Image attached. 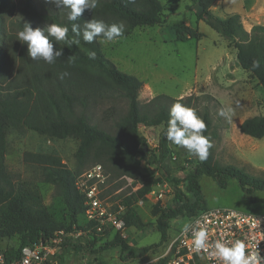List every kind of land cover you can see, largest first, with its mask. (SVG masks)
Segmentation results:
<instances>
[{
  "label": "trees",
  "instance_id": "16d2710c",
  "mask_svg": "<svg viewBox=\"0 0 264 264\" xmlns=\"http://www.w3.org/2000/svg\"><path fill=\"white\" fill-rule=\"evenodd\" d=\"M192 8L200 5L204 11L196 13L198 21H204L228 42V47L236 52L239 67L249 73L264 92V27L255 26L248 33L242 18L234 13L224 18L217 16L212 7L217 0H190ZM9 0H0V21L7 11ZM29 11L42 21L67 25L69 34L67 42L54 43L55 49H63V55L53 64L31 60L27 52L26 73L21 79L5 80V71L0 69V244L4 239L18 238V245L7 248L3 254L5 262L10 263L19 258L25 246L48 240L62 229L70 230L78 224V219L85 212L84 197L76 189V177L95 162L101 163L113 176H130L144 181V187L136 194L125 199L124 216L127 228L142 230L147 228L135 210L134 204L145 199L152 189L164 181L173 183L175 193L172 206L163 208L160 204L153 206L156 230L160 235V244L144 249L140 255L131 253L128 257L138 258L150 252H156L169 239L170 222L179 218L190 219L209 209L200 179L202 176L212 178L221 189L228 187L230 180H236L248 203H255L257 192H264V179L244 174L231 167L222 166L214 160L213 146L209 149L206 161L197 163L181 180L171 178L168 160L173 152L165 138L168 112L171 105L179 99L157 96L142 105L139 95L143 83L132 75L121 72L116 65L106 58L100 40L85 43L82 35L72 33L73 23L83 25L91 19L103 20L107 24L123 22L124 35L128 37L138 27H155L163 25L164 6L160 0H103L93 11H86L81 20L69 22L61 10L54 7L38 10L30 0L26 2ZM55 6V5H53ZM24 24H20L23 29ZM32 26V25H31ZM33 29L43 27L33 25ZM204 35L197 28L182 26L173 31L172 39L186 42L200 40ZM6 41L0 24V48ZM28 51V50H27ZM95 53V59L90 55ZM3 57L0 51V59ZM73 59L69 62V58ZM254 60L260 61V68H251ZM68 73L63 79L61 74ZM5 83V85H3ZM121 98L127 102V113L115 121L114 133L101 128L93 122L90 109L99 100ZM192 108L193 97L179 100ZM206 124L204 135L210 139L212 120L208 113L197 112ZM159 131L156 138L158 149L152 150L146 138L139 132L140 127ZM27 128L37 134L51 139L73 138L79 142L76 168L73 172L60 158L51 154L25 155V160L42 169L44 181L55 187L62 198L70 223L65 225L57 221L49 212L40 193L26 186L15 187L7 171V137L11 131ZM241 134L255 140L264 138V115L244 120L240 125ZM145 156L152 171L143 175L137 166V157ZM163 169V170H162ZM166 171L158 174V171ZM180 186V187H179ZM183 187V188H182ZM248 212V211H247ZM261 213V212H256ZM67 241L62 249L79 251L97 247L99 239L93 241ZM120 248L130 250V245L118 234L110 242L101 245L100 250ZM135 256V257H133Z\"/></svg>",
  "mask_w": 264,
  "mask_h": 264
},
{
  "label": "rangeland",
  "instance_id": "374dc122",
  "mask_svg": "<svg viewBox=\"0 0 264 264\" xmlns=\"http://www.w3.org/2000/svg\"><path fill=\"white\" fill-rule=\"evenodd\" d=\"M7 11L3 12L0 21L1 31L6 41L1 45L3 55L0 69L5 71V80L21 79L26 73L27 45L17 40L22 30L20 24L45 27L49 22L36 18L29 11L28 0H9ZM38 10H49L56 6L44 0H30ZM103 1V0H99ZM164 6L163 25L155 27H138L128 37L119 38L114 42L101 41V47L107 59L112 61L123 73L138 78L143 87L139 95L142 105L149 103L157 96L172 99L193 97L192 108L197 112L208 113L212 120L210 139L214 149V160L222 166H231L246 175L264 179V138L252 139L241 134V123L255 116L264 115V92L257 81L243 71L236 60L235 51L228 47V42L204 21H198L196 10L191 9L190 0H160ZM254 0H230L227 6H217L213 11L224 18L228 11L240 9ZM57 8V7H56ZM242 10V9H241ZM230 15V14H228ZM182 26L197 28L204 35L200 40L191 39L186 42L173 40V31ZM5 85V83L3 84ZM6 86V85H5ZM7 87V86H6ZM231 106V121L219 115L221 108ZM127 102L121 98L99 100L90 111L93 122L101 128L114 133V123L127 113ZM153 138L159 131L149 130ZM139 132L146 136L142 127ZM79 142L73 138L51 139L36 132L22 128L11 131L7 137L6 166L16 188L26 186L37 190L53 217L65 225L70 219L66 206L55 187L44 181L42 169L25 160V155L51 154L57 156L73 172L76 168V152ZM169 149L176 158L168 160L170 176L183 179L188 171H192L201 161L190 157L183 149H177L168 143ZM137 166L143 175L149 174L145 156L137 157ZM163 170V169H162ZM110 175L105 194L116 199L115 190L122 187L121 177ZM166 171H158V174ZM166 175V174H165ZM144 182V181H143ZM167 182V181H166ZM172 189L170 200L155 201L152 199L142 206L134 204L135 210L147 228L138 230L129 228L127 238L123 239L130 245V250L122 252L120 248L100 250L102 241L95 247L96 252L89 249L76 251L69 249L64 253L68 264H133L135 256L146 249L160 244V235L156 230L153 206L160 204L163 208L172 206L175 186L168 182ZM202 191L209 208L230 207L248 212L264 213V192H257L255 203H248L236 180H230L226 189H221L216 182L207 176L200 179ZM180 187V186H179ZM183 188V187H182ZM85 222L83 216L78 224ZM188 222L179 218L170 222L169 236H175ZM81 241V240H79ZM18 245V238L4 239L0 250ZM133 256V257H135Z\"/></svg>",
  "mask_w": 264,
  "mask_h": 264
},
{
  "label": "built area",
  "instance_id": "2783aa9c",
  "mask_svg": "<svg viewBox=\"0 0 264 264\" xmlns=\"http://www.w3.org/2000/svg\"><path fill=\"white\" fill-rule=\"evenodd\" d=\"M147 135L146 143L152 150L158 149L156 138L143 127ZM176 158L174 157V160ZM110 175L105 167L95 162L76 177V189L84 197L85 222L73 225L70 230L62 229L48 240L25 246L19 258L6 263L3 254H0V264H68L62 252L67 241L77 242L80 239L102 241L114 239L118 234L122 239L127 238L124 219L126 213L125 199L136 194L144 187L142 180L124 175L120 178L122 187L115 190L116 199L105 194ZM172 189L168 182L157 184L152 191L140 199L137 204L142 206L154 199L155 201L170 200ZM203 218V225L209 233V243L224 239L235 242L242 240L248 246L247 251H259L264 257V213L247 212L237 208L217 207L209 208L199 215L188 219L193 221ZM182 228L175 236H169L167 242L156 252L147 253L136 259L133 264H217L207 253H196L190 243V233L181 236ZM211 251V249L209 250ZM264 264V261H262Z\"/></svg>",
  "mask_w": 264,
  "mask_h": 264
},
{
  "label": "clouds",
  "instance_id": "9594fccd",
  "mask_svg": "<svg viewBox=\"0 0 264 264\" xmlns=\"http://www.w3.org/2000/svg\"><path fill=\"white\" fill-rule=\"evenodd\" d=\"M44 2L54 4L66 15L69 22L81 20L86 11H93L99 4V0H44ZM71 31L77 37L82 35L85 43L98 40L114 42L124 35L125 25L122 21L107 24L103 20L93 18L84 21L82 27L78 23H73ZM68 34L67 25L50 23L43 29H33L30 24H24L23 29L17 34V40L27 45V55L31 60L53 64L63 55V49H55L54 43L67 42ZM72 59L73 57H70L68 61ZM90 59H95L94 52ZM251 68L259 69L260 61L254 60ZM67 75L68 73L61 74L60 79ZM182 99L183 96L179 98ZM179 100L169 109L165 138L170 145L185 150L190 157H196L201 162L206 161L212 146L209 138L204 135L206 124L195 109L185 106ZM219 115L231 121L232 107L221 108ZM203 222V218L185 222L180 233L181 236L190 233V243L196 253H207L217 264H262L264 257H261L260 252H246L248 246L242 240L232 242L217 239L209 243V233L207 228L202 226Z\"/></svg>",
  "mask_w": 264,
  "mask_h": 264
},
{
  "label": "crops",
  "instance_id": "0c3cea01",
  "mask_svg": "<svg viewBox=\"0 0 264 264\" xmlns=\"http://www.w3.org/2000/svg\"><path fill=\"white\" fill-rule=\"evenodd\" d=\"M229 1L230 0H217L212 7V11H216L218 5L227 6ZM234 13L241 16L244 29L248 33H250L255 26L264 27V0H254L240 9L236 8L233 11H228L227 15ZM234 54L236 55V52Z\"/></svg>",
  "mask_w": 264,
  "mask_h": 264
},
{
  "label": "water",
  "instance_id": "95a60500",
  "mask_svg": "<svg viewBox=\"0 0 264 264\" xmlns=\"http://www.w3.org/2000/svg\"><path fill=\"white\" fill-rule=\"evenodd\" d=\"M195 10L198 15H201L204 11V9L200 5H196Z\"/></svg>",
  "mask_w": 264,
  "mask_h": 264
}]
</instances>
